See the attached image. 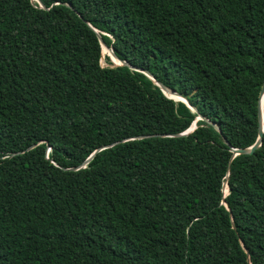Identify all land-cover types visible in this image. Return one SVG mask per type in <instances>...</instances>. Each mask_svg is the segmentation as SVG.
Instances as JSON below:
<instances>
[{"label":"trees","instance_id":"obj_1","mask_svg":"<svg viewBox=\"0 0 264 264\" xmlns=\"http://www.w3.org/2000/svg\"><path fill=\"white\" fill-rule=\"evenodd\" d=\"M41 1L0 0V264H264V0Z\"/></svg>","mask_w":264,"mask_h":264},{"label":"water","instance_id":"obj_2","mask_svg":"<svg viewBox=\"0 0 264 264\" xmlns=\"http://www.w3.org/2000/svg\"><path fill=\"white\" fill-rule=\"evenodd\" d=\"M38 1L40 2L41 7H45L44 3H43L41 0H38ZM90 25H91V24H90ZM91 26H92V25H91ZM92 27H93L97 32H99L98 29H96L94 26H92ZM99 37H100V42H101L102 46L104 45V46H106L108 49H110V53H109V54H110V56H111V59L114 61V58H117V59L120 61V63H115V64H124V63L127 64V61H125V60L120 59L119 57H117V55H116L115 52L113 51V48L107 45V43L103 40V38L101 37L100 34H99ZM132 67H134V66H132ZM134 68H137V69H139V70L144 71L148 76H150L151 78H153V79L155 80V82L161 87V89L163 90V92H164L167 96H169V95L167 94V92H171V93L177 94V95H179V96H181V97L184 98V100H182V101H184L185 103H187V104H188V105H189L194 111H197V108H196L195 106L191 105L189 99H188L186 96H184V95L178 93L177 91H175V90L172 89V88L167 87V86L164 85L162 82L157 81V80L155 79V77L153 76V74L150 73L148 70H145V69H142V68H138V67H134ZM169 97L175 99V98L172 97V96H169ZM175 100H176V99H175ZM263 103H264V83H263L262 88H261V90H260V93H259V100H258V119H259L258 137H257L255 143L252 144L251 146L243 147V148H233L235 154H247V153H253L257 148H259V147L262 145V143H263V135H264V105H263ZM198 119H206V117L203 116L202 114H200V115L198 116ZM207 120L211 122V120H209V119H207ZM213 125H214L219 131H221V127L219 126V124L213 123ZM196 127H197L196 122H193L192 125H191V126L185 131V132H182V133H179V134H175V135H186V134L192 132ZM158 135H160V136H165V134H158ZM125 140H127V139H125ZM120 142H123V140H118V141H116L115 143L110 144V145H107V146H111V145H114V144H116V143H120ZM226 142H228V141L226 140ZM107 146H103V147H100V148H98L97 150H95V151H94V152H93V153H92V154L86 159L85 163H88V162L93 158V156L95 155L96 152H98L99 150H101L102 148H105V147H107ZM33 147H34V145H31V146L28 147L27 150H29V149H31V148H33ZM226 187H228V192H227V193H226ZM228 193H229V185H228V183L226 182V183L224 184V194L227 195ZM226 204H227V203H226Z\"/></svg>","mask_w":264,"mask_h":264},{"label":"bare ground","instance_id":"obj_3","mask_svg":"<svg viewBox=\"0 0 264 264\" xmlns=\"http://www.w3.org/2000/svg\"><path fill=\"white\" fill-rule=\"evenodd\" d=\"M103 48H104V49H103V53L105 54L106 46L103 45ZM116 63H120V61L118 60ZM167 94H168L169 96L174 97L176 100H184L183 97H181V96H179V95H177V94H174V93H171V92H167ZM263 105H264V103H263Z\"/></svg>","mask_w":264,"mask_h":264},{"label":"rangeland","instance_id":"obj_4","mask_svg":"<svg viewBox=\"0 0 264 264\" xmlns=\"http://www.w3.org/2000/svg\"><path fill=\"white\" fill-rule=\"evenodd\" d=\"M106 55H108V54H104V56H103V58L101 60V62H102L103 65H108L109 64L108 61H107V59H106V57H105Z\"/></svg>","mask_w":264,"mask_h":264}]
</instances>
